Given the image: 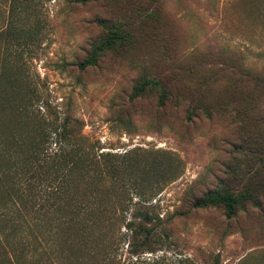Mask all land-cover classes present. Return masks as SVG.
<instances>
[{
  "label": "rangeland",
  "instance_id": "obj_1",
  "mask_svg": "<svg viewBox=\"0 0 264 264\" xmlns=\"http://www.w3.org/2000/svg\"><path fill=\"white\" fill-rule=\"evenodd\" d=\"M114 25L120 38L106 45ZM153 78L171 91L165 104L155 91L134 93ZM66 117L78 134L48 161L50 176L26 174L35 187L21 194L27 178L16 170L11 188L0 187L9 207L59 201L52 222L43 219L57 252L92 255L91 264L131 251L155 264H264V187L237 154L249 135L264 145V0H0L1 137L35 132L26 139L34 145ZM50 177L59 200L31 199ZM220 186L236 199L233 211L195 206ZM137 192L150 199L131 204L121 239L111 210L128 194L142 199ZM102 198L110 206L101 220L92 210L68 227L55 221ZM142 227L151 230L144 243ZM7 233L0 264H26Z\"/></svg>",
  "mask_w": 264,
  "mask_h": 264
},
{
  "label": "trees",
  "instance_id": "obj_2",
  "mask_svg": "<svg viewBox=\"0 0 264 264\" xmlns=\"http://www.w3.org/2000/svg\"><path fill=\"white\" fill-rule=\"evenodd\" d=\"M81 2H89L93 0H80ZM141 13H157L156 11H146L142 5L139 6ZM115 27V30H112L111 26L108 27L109 32L112 35H109L105 44H113L116 38H120V33L118 32L119 27ZM121 31V30H120ZM123 33V32H122ZM97 57L95 59H85L80 63L81 68H86L89 65L96 64ZM155 91L158 93L159 102L165 104L171 95V91L167 85L162 80L153 78L151 80L144 79L139 83L134 90V93L138 97H143L146 92ZM68 117L65 118L62 124L56 123V121L49 122L50 130L44 129L41 134V140L32 145L33 143H27V138L34 136V133H28L26 137H21L18 135H11L10 133H5L1 137L0 135V187H5L10 185L7 183V180L11 178L13 172L16 170H22L23 175L27 179H22V184L19 186V191L21 194L25 193V190L34 189L31 179L26 177V174L32 173V176L36 178L34 173H42V175L50 176L47 173L46 164L50 159L59 157L68 153L69 145L72 142V139L77 136V127ZM36 131V130H35ZM12 133V132H11ZM31 135V136H30ZM51 138V140H50ZM12 139H15L12 141ZM55 144V147H52V144ZM29 144V145H28ZM238 146V155L241 157L240 162H246V167L248 168L249 175L255 178L256 182L260 187H264V145L262 140H258L256 137L251 138V135L242 139V141L237 145ZM71 151V149H70ZM18 153H21L20 159H16ZM26 155L31 157L28 161L27 158H23ZM46 170V171H45ZM42 179V178H41ZM53 180V181H52ZM53 177L47 179V181H42L39 183V191L36 193L32 191L31 199L36 200L39 197V200H59L61 194H64L61 187L55 183ZM11 188V187H10ZM221 186L208 191L202 197L198 198L195 201V206L197 207H206L209 205L223 204L229 211H233L234 204L236 199L229 195V193H224ZM138 193V192H137ZM4 194H8V189L4 191ZM142 198L139 201H133L131 194H128L126 199H121L118 201V205H115L111 210L113 217L111 219V224L113 229L116 231V234H119V238L122 239L123 233L119 231L120 223L125 220L126 212L130 209L131 204H137L139 202H148V195L143 193H138ZM11 200H8L6 203L0 202V230L5 232L8 231L7 236H12L13 244L17 245L19 248L26 250L27 259L30 257L26 264H91L93 262L92 255L89 259H86L84 256L71 258L69 256L70 249L68 247H61L57 252V245H53L52 238V228L47 229L43 223V219L48 220L47 222H52V218H49L48 215L53 213L52 207L57 206L59 201L53 202L48 207L46 202L35 204L33 206L29 204V208L23 207L19 202L13 201L9 207ZM110 200L108 202L105 199H99L92 201L87 205H77L72 207L71 210H66L65 214L61 215V218H55V221L62 225L63 227H68L69 222L74 221L73 225L76 224V221L82 220L86 217L85 214H89L92 210L97 213L95 215L97 219L101 220L105 211H109ZM24 209L26 213H23ZM57 210V209H56ZM63 216V217H62ZM44 217V218H43ZM55 231L58 230V226H54ZM73 227V226H72ZM71 227V229H72ZM130 229L128 226H126ZM9 230H11L9 232ZM132 230V229H130ZM141 231L145 233L143 243L151 235V230L142 227ZM54 231V234H55ZM59 231V230H58ZM65 246V245H64ZM68 246V245H67ZM135 247V246H134ZM50 248L52 253L44 256V249ZM133 248V246H132ZM132 250V249H131ZM131 256H127L122 260L118 257L119 253L112 254L109 253L105 258H103L104 264H155L156 262H148L141 258H134V252L131 251ZM52 254V255H51ZM24 262L27 260L23 254ZM15 264V262L13 263Z\"/></svg>",
  "mask_w": 264,
  "mask_h": 264
}]
</instances>
